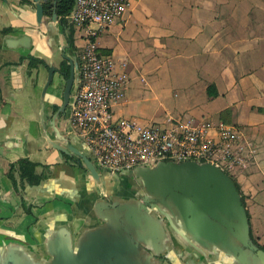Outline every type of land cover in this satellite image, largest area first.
I'll use <instances>...</instances> for the list:
<instances>
[{
	"label": "crops",
	"instance_id": "1",
	"mask_svg": "<svg viewBox=\"0 0 264 264\" xmlns=\"http://www.w3.org/2000/svg\"><path fill=\"white\" fill-rule=\"evenodd\" d=\"M125 2L124 21L99 38L101 52L129 76L115 118L235 127L243 161L227 172L241 191L251 236L264 249V0ZM36 22L33 0H0V233L38 246L41 227L70 212L73 193L94 183L45 136L41 93L48 66L61 67L62 58L48 50ZM22 35L32 39V49L18 42ZM85 46L74 31L77 55ZM31 58L47 66L31 67ZM63 79L58 73L48 91L52 105L63 103ZM59 127L67 129L66 122ZM73 132L74 144L87 151ZM23 159L49 173L41 190H15L10 168Z\"/></svg>",
	"mask_w": 264,
	"mask_h": 264
},
{
	"label": "water",
	"instance_id": "2",
	"mask_svg": "<svg viewBox=\"0 0 264 264\" xmlns=\"http://www.w3.org/2000/svg\"><path fill=\"white\" fill-rule=\"evenodd\" d=\"M58 1L33 0L35 28L45 31L52 55L70 66L60 106L47 95L61 67L48 66L42 127L61 158L85 168L94 187L73 193L71 211L41 227L38 246L0 233V264H264L241 191L218 166L168 161L113 172L102 168L87 146L86 151L74 144L70 106L80 80L79 59L68 43L71 27L62 25L57 13ZM18 42L33 48L27 35ZM63 121L67 129L59 127Z\"/></svg>",
	"mask_w": 264,
	"mask_h": 264
},
{
	"label": "built area",
	"instance_id": "3",
	"mask_svg": "<svg viewBox=\"0 0 264 264\" xmlns=\"http://www.w3.org/2000/svg\"><path fill=\"white\" fill-rule=\"evenodd\" d=\"M126 10L125 0H75L66 17L67 25L86 40L78 53L80 80L70 106L73 131L96 162L113 172L159 162L200 161L228 174V169L243 161L241 136L233 126L169 119L163 127L115 118L113 109L125 97L129 76L101 52L99 38L124 21Z\"/></svg>",
	"mask_w": 264,
	"mask_h": 264
},
{
	"label": "trees",
	"instance_id": "4",
	"mask_svg": "<svg viewBox=\"0 0 264 264\" xmlns=\"http://www.w3.org/2000/svg\"><path fill=\"white\" fill-rule=\"evenodd\" d=\"M75 5V0H59L57 5V13L61 19L62 25H67L66 17L71 13ZM51 14V13H50ZM68 43L74 47V31L71 29V34L68 36ZM31 67L42 64L47 66L43 60L31 58ZM61 75L66 79L69 76L70 66L64 61L60 68ZM212 97L216 93H211ZM42 165L31 161L30 159H23L13 164L10 168L9 178L12 180L16 191H23L27 186H40L46 179L50 177L47 171L43 173L38 172V168ZM19 178V179H18Z\"/></svg>",
	"mask_w": 264,
	"mask_h": 264
},
{
	"label": "flooded vegetation",
	"instance_id": "5",
	"mask_svg": "<svg viewBox=\"0 0 264 264\" xmlns=\"http://www.w3.org/2000/svg\"><path fill=\"white\" fill-rule=\"evenodd\" d=\"M52 10H53V7L48 6V8H47V12H48L49 14L52 13Z\"/></svg>",
	"mask_w": 264,
	"mask_h": 264
},
{
	"label": "rangeland",
	"instance_id": "6",
	"mask_svg": "<svg viewBox=\"0 0 264 264\" xmlns=\"http://www.w3.org/2000/svg\"><path fill=\"white\" fill-rule=\"evenodd\" d=\"M64 86H65V78L63 79V83H62V89H61L62 92H63Z\"/></svg>",
	"mask_w": 264,
	"mask_h": 264
}]
</instances>
